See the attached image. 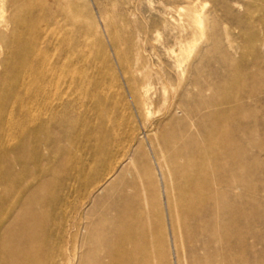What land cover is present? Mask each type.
Instances as JSON below:
<instances>
[{"label":"rangeland","instance_id":"rangeland-1","mask_svg":"<svg viewBox=\"0 0 264 264\" xmlns=\"http://www.w3.org/2000/svg\"><path fill=\"white\" fill-rule=\"evenodd\" d=\"M13 9L39 28L21 35L17 13L15 26H0V61L43 57L52 73L29 87L20 68H0V231L26 207L58 235V254L78 243L74 264H109L120 232L107 230L132 216L167 264H188L192 245L215 263L223 202L236 227L260 232L264 253V0H13ZM45 82L52 120L34 98ZM182 93L183 109L206 119L165 115ZM218 161L233 187L218 185ZM182 209L204 214L201 237L182 235L196 227Z\"/></svg>","mask_w":264,"mask_h":264},{"label":"bare ground","instance_id":"bare-ground-1","mask_svg":"<svg viewBox=\"0 0 264 264\" xmlns=\"http://www.w3.org/2000/svg\"><path fill=\"white\" fill-rule=\"evenodd\" d=\"M11 1L13 0H0V26L6 29H8L10 24L14 23L11 22V20L17 13L13 9L10 12V16L8 15L9 11L7 10V5L11 3ZM26 14V11H23L19 14L17 13V16L23 18V26L26 25L24 28H21V35H27L34 29L38 30L39 28L38 21L36 20L29 25L27 24ZM222 20L226 23L232 20V13L229 11V9H225L224 17H222ZM214 25L215 24H213V28L216 27ZM13 26L15 25L13 24ZM2 36L6 37L3 34ZM14 38L15 37H13V42L15 43ZM23 48H27V45H25V47ZM11 58L13 60L12 67L0 61V68L3 69L5 73L10 71L14 72L16 71V69L20 68V74L22 73L21 78H29V81L27 82V85L29 87H32L34 79H32L31 77H34L35 74L42 78L43 81H45L48 79V75L52 73V68L46 67L47 60L43 57L41 58V62L39 57H34L32 60L33 65H31V67L24 66L26 60L25 56L20 57L18 55H12ZM49 88L50 85L48 83H43L42 87H40L34 94V98L36 100L35 102H38V99L42 100L43 102L47 100V107L45 108V111L46 109H48L47 113H53V115L50 117V120H52L54 117H56L58 110L52 107V97L54 96ZM134 93L137 92L134 91ZM182 99L183 93L176 100L173 97V99H171L172 101L170 105L168 106V110L165 112V115L168 114L170 115V117H174L177 116V114L182 113V115H184L191 121H201L206 119L205 115H199L197 117L195 114L185 111V109H183L184 102ZM173 100L175 101L174 105L172 104L174 102ZM167 101H169V99ZM23 122H25L26 124H30L29 117H24ZM40 127L45 131L52 129L49 121L43 122ZM25 144L27 148L32 147L30 140H27ZM235 162L236 161H234L233 163ZM230 163H232V160H230ZM215 170L218 172V185L227 188L233 187V183L229 179H227L228 177H225L226 179H224L223 177V175H226L223 162H216ZM196 192L197 188L192 192L193 197H195L194 194ZM223 196L224 194L221 195V199ZM221 203L222 206L220 205V208L224 213L223 217L220 220L218 231H220V233L223 231L219 241L220 247L222 246V249L219 250L220 253L218 252V250H216L215 252V257H219L220 261L214 263V261H210L208 257L199 258L196 255L195 251L197 248L192 245L188 256L185 255L188 260V264H264V253L256 252V247L261 244V237L259 238L260 232L256 233L254 232V229H247L246 231H244L236 227L234 225L235 223H233L234 220L231 219L232 215L230 214V212L225 210V205H223V202H218V204ZM170 204L171 203L169 202V207L171 206ZM110 211L120 218V208L115 207ZM181 211L196 226L194 227L193 232L182 228V235H184V232L186 235L193 233V236L201 237L202 235L201 233H199V229L200 226L206 222L204 214L199 213L197 210L189 211L182 209ZM170 213L172 216L173 211L171 210ZM138 216H141V212L137 214V217ZM39 218L40 212H36V214H33L32 209L24 207L16 216L14 223L12 222V224L4 227V229L0 231V264H74V261L78 258V243L74 244L72 251H65L66 256L64 252L58 254V244L60 241L58 235L49 237L44 232V225L42 226L38 223ZM136 221L133 222L132 216H125L121 223V231L120 221H118V223L114 226L108 228V233L118 234L120 232V240L116 242V244L109 242L107 245L108 251L118 249L121 253L119 257H110L109 264H157V262L161 264H167V262L165 261V256L163 254L164 250L161 249L159 252L155 251L154 232L143 228L140 223ZM257 222H260V220H257L256 223ZM70 227H73L71 229H75L76 234L79 233V231H83V228H81V226L77 224H71ZM250 239L256 240L251 244ZM208 247V245H203L201 248L206 251Z\"/></svg>","mask_w":264,"mask_h":264}]
</instances>
